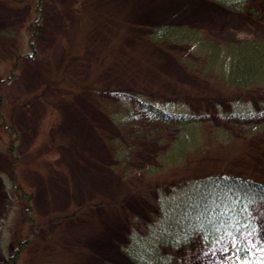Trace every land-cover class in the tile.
Instances as JSON below:
<instances>
[{
	"label": "rangeland",
	"instance_id": "1",
	"mask_svg": "<svg viewBox=\"0 0 264 264\" xmlns=\"http://www.w3.org/2000/svg\"><path fill=\"white\" fill-rule=\"evenodd\" d=\"M250 7L258 16L211 0H0V264L18 247L17 264H127L131 227L146 232L180 180L216 173L249 185L179 210L249 214L257 228L239 238L264 264V84L228 86L186 67V45L145 40L165 24L264 40V0ZM138 99L201 122L181 163L159 161L178 127ZM233 240L167 250L172 264H223Z\"/></svg>",
	"mask_w": 264,
	"mask_h": 264
},
{
	"label": "trees",
	"instance_id": "2",
	"mask_svg": "<svg viewBox=\"0 0 264 264\" xmlns=\"http://www.w3.org/2000/svg\"><path fill=\"white\" fill-rule=\"evenodd\" d=\"M211 1L238 12L249 11L253 16L259 14L256 8H248L251 0ZM37 2L40 6L41 0ZM145 38L151 44L170 42L186 45L192 49L191 53L195 54V58H186L183 55L182 60L186 63V67L190 70H198L205 76L219 79L228 86L250 88L264 84V40L246 38L239 41H220L207 37L203 30L185 24H165L154 27ZM137 102L150 113H154V117L158 116L162 124H173L178 127L175 129L172 145L159 156L161 164L177 165L190 151L199 146L201 141L199 120L191 119L185 111L175 112L156 108L146 100L138 99ZM239 115L244 118V113L239 112ZM118 117L119 115L115 114V119ZM213 135L216 138H222L224 133L218 130L213 131ZM10 149L13 150L12 145ZM126 154L125 148L120 149L117 157L123 158ZM158 169L163 170L164 167ZM187 180L190 181L188 186L185 185ZM247 182L245 177L236 178L222 173L208 174L205 177L191 176L180 180L179 185L173 186L172 190L174 189L175 192L177 189H182V193L177 194V198L167 205L169 206L167 210V206L163 209L157 221L149 225L146 232L131 227L126 243L121 246V250L129 260L127 264H172L173 255L167 247L175 249L187 245L195 234L202 235L209 246H213L218 240L233 236L232 256L223 264H262L255 259L239 238L241 234L257 228L256 221L249 214L219 213L211 210L185 213L177 206L179 204L180 207H184L187 203H194L197 195L203 197L202 194L214 190L245 192L243 184L249 185ZM252 186L251 192L259 188L256 182ZM161 196H163L162 193ZM19 252L20 247L9 258L10 264H17Z\"/></svg>",
	"mask_w": 264,
	"mask_h": 264
}]
</instances>
